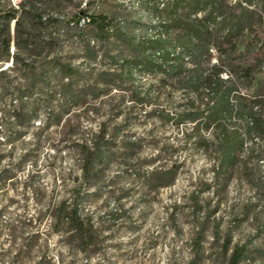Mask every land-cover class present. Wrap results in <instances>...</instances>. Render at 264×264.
Listing matches in <instances>:
<instances>
[{"label":"rangeland","instance_id":"1","mask_svg":"<svg viewBox=\"0 0 264 264\" xmlns=\"http://www.w3.org/2000/svg\"><path fill=\"white\" fill-rule=\"evenodd\" d=\"M20 1L0 0V11ZM141 1L64 0L61 8L68 18L78 7L108 15L139 33L150 20ZM12 28L13 22L11 35ZM60 35L62 57L82 73L73 89L86 96L61 108L56 84L49 102L38 97L36 117L21 120L23 126L10 118L4 133L0 118V169L11 176L0 186V264H224L225 236L229 248L245 245L239 264H264V153L254 158L244 138L236 163L216 170L213 148L187 137L192 123L175 126L159 116L184 101L182 91L144 74L93 98L89 88L106 89L95 85L96 74L116 68L117 50L87 61L73 35ZM145 90L150 103L132 100ZM48 103L61 114L58 123L47 120ZM100 124L108 147L83 175L77 144L89 142ZM199 134L212 139L209 129ZM173 164L179 165L174 181L151 188L150 171ZM73 203L90 225L85 250L65 222L63 207Z\"/></svg>","mask_w":264,"mask_h":264},{"label":"trees","instance_id":"2","mask_svg":"<svg viewBox=\"0 0 264 264\" xmlns=\"http://www.w3.org/2000/svg\"><path fill=\"white\" fill-rule=\"evenodd\" d=\"M63 1L21 0L17 9L0 11V118L4 133L11 127L10 118L19 119L16 125L23 126L21 120L36 117L38 97L49 102L55 93L51 87L56 84L61 108L84 102L86 91L73 89L82 73L59 51L62 33L77 39L87 61L95 59L98 51L104 56L117 50V56L111 57L116 68L96 74L95 85L107 87L100 91L90 87L93 98L122 80L153 75L160 86H173L184 93V101L161 110L160 118L175 126L192 123L187 137L198 146L213 148L216 170L236 163L244 138L251 140L248 150L254 158L263 156L259 141H264V0H143L141 6L150 20L141 23L139 33L123 30L108 15H93L79 7L68 18L62 12ZM132 100L150 103L149 91L135 92ZM47 105V120L58 123L61 114ZM102 126L89 142L77 144L83 175L90 174L94 161L101 159L108 147ZM200 128L211 130L212 139L200 135ZM17 133L22 134L20 130ZM178 168L173 164L150 171L151 188L172 183ZM9 178L8 169H0V186ZM63 208L65 222L79 233L85 250L90 225L78 212V204ZM229 244L230 238L225 236L224 252L230 249V253L224 264H239L246 247L233 244L229 248Z\"/></svg>","mask_w":264,"mask_h":264},{"label":"built area","instance_id":"3","mask_svg":"<svg viewBox=\"0 0 264 264\" xmlns=\"http://www.w3.org/2000/svg\"><path fill=\"white\" fill-rule=\"evenodd\" d=\"M221 75H226L225 73H222Z\"/></svg>","mask_w":264,"mask_h":264}]
</instances>
